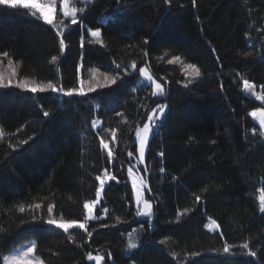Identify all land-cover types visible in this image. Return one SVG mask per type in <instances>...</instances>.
Returning <instances> with one entry per match:
<instances>
[{"label": "trees", "instance_id": "16d2710c", "mask_svg": "<svg viewBox=\"0 0 264 264\" xmlns=\"http://www.w3.org/2000/svg\"><path fill=\"white\" fill-rule=\"evenodd\" d=\"M72 4L85 9L78 21L100 28L106 46L92 42L79 23H66V47L61 51L53 26L26 10L0 6V66L5 69L0 77L5 83L13 81L0 88V128L5 133L0 138V264L14 247L31 239L46 264H94L87 260L88 252L104 255V264H264V213L258 210L257 192L264 186V137L250 115L264 102L245 93L241 79L254 83L258 94L264 84V0ZM142 49L148 52L146 58ZM174 55L184 64H196L202 76L184 87L192 77L181 64L167 62ZM52 56L58 60L53 62ZM131 60L138 69L149 65L150 72L168 84L166 99L157 100L153 88L138 86L137 74L124 76L122 71V80L86 95L33 94L15 87L24 79L51 81L65 90L78 87L80 79L86 85L89 80L102 82L105 74L116 75L113 61ZM164 102L168 110L159 134L150 141L145 164L152 189L147 195L155 199L157 213L155 223L149 224L134 219L128 168L135 164L136 146L134 158L128 152L137 123L152 106ZM94 120L101 122L96 128ZM109 129L116 132L115 141ZM101 137L112 149L111 159ZM24 140L28 142L21 143ZM104 169L116 179L106 185L96 209L103 219L88 225L89 231L96 229L91 239L82 229L64 233L46 223L49 204H55L52 215L57 219L62 214L65 220H82L83 203L95 198L96 176ZM35 204L42 208L33 212ZM184 209L189 211L177 221ZM32 215L44 219L33 220ZM209 218L219 230L208 229ZM133 229L138 230L133 237L139 246L130 251L127 233ZM225 242L231 246L229 253L223 252ZM244 242L256 257L240 247Z\"/></svg>", "mask_w": 264, "mask_h": 264}, {"label": "snow or ice", "instance_id": "6c2138e0", "mask_svg": "<svg viewBox=\"0 0 264 264\" xmlns=\"http://www.w3.org/2000/svg\"><path fill=\"white\" fill-rule=\"evenodd\" d=\"M83 4L90 5L94 2V0H82ZM166 3L171 4L172 0H165ZM196 0H193V5H195ZM0 6H4L9 9H22L26 10L28 14L36 19H42L44 22H46L49 25H53L57 29V34L60 36V49L61 51L66 47L65 41H64V31L62 29L67 28L68 25L64 24L63 19L59 21L58 24L54 23V14L57 7L56 0H0ZM85 12L84 8H78L76 6L70 5V0H63V9H62V16L64 19L70 20V23L73 25H76L79 23V26L82 31H87L90 33L91 38H94L92 42L98 43L102 46H106L104 39L102 38V33L100 28L92 29L89 28L86 24L83 23V19H80L78 21V16H83ZM101 22L103 23L104 20L102 18ZM81 46H83L84 42V36L81 35ZM144 44L148 43V40L145 39L143 41ZM132 47V46H129ZM215 49H213V52ZM142 58H146L148 56V52L146 49H142ZM4 57H8L9 53L4 52L2 54ZM167 55V53H165ZM163 57H161L162 59ZM217 59H219L217 57ZM51 60L53 62L58 60L57 56H52ZM169 64H176L179 63L183 67L185 73L187 76L192 77L191 80H188L185 82L184 87H188L189 83L194 82L196 78H199L202 76L201 69L194 63H188L184 64V61L179 55H174L170 60L167 61ZM12 61L9 60V65L11 66ZM115 64V71L116 75H104L103 81H96L95 83L92 82V80H89L87 82V85L85 84V81L83 79L79 80V86L69 88L67 90L64 89L62 85L58 86L57 84L48 81L47 83H38L36 80H32L29 82L27 79L24 80H17L15 83V87L29 91L33 94L35 93H44L51 91L53 93H62L65 96H72L73 94H79V95H86L87 93L96 91L97 88L101 87H108L110 85H114L117 83V80L123 79V76L120 75L121 71L123 72L124 76L131 75L133 73L137 74L138 77L141 79L138 80V86L143 87H149L153 88V91L151 92L152 96H164L165 90L164 86L153 76V74L150 72L149 67L147 64H145L143 67L137 68V62L136 60H131L128 63L121 64L116 63L115 61L112 62ZM80 67H83L81 64ZM190 70V71H188ZM13 75H15V72H13ZM242 83H243V91L250 96H254L257 100L264 102V84H261L259 86L260 92L257 93V86L254 83H251L248 79H244L241 77ZM13 85L12 79H8L5 83L3 77H0V88H7L9 86ZM221 88H223V84H221ZM168 107L166 104H156L155 108H152L148 111V114L143 117L146 122L143 123L141 126L139 123H137L135 129H134V135H135V141L138 142V155L135 156V163L136 166L143 165L145 172L148 171V166L144 164L145 159V152L148 148L149 144V138L151 136H155L159 134V124L158 121L161 116L164 115V110ZM159 113V114H158ZM43 115L47 117L49 115L48 111H44ZM118 115H122L121 113H118ZM250 115L253 118H257L259 121V126L264 129V106L258 107L256 110L252 111ZM127 123V121H124ZM99 121H92V125L95 127L99 124ZM110 132V138L115 141L116 140V132L114 130L109 129ZM252 132L255 133L256 129H252ZM5 135L3 128H0V138H3ZM99 135V134H97ZM260 135L264 137V131L260 132ZM27 140L21 141V143H27ZM213 143H215L213 141ZM100 144L102 145V148L107 150V156L109 159L112 158L113 153L112 149L109 147V143H107L103 137L100 139ZM133 152H128L129 157H133ZM159 155L162 157L164 155L163 152H160ZM137 170L139 168L137 167ZM160 172H164V168L159 169ZM128 173L132 174V167L128 168ZM116 177L114 175H111L108 171V169H104L102 175H97L96 180L99 181V186L95 192V198L91 200H87L83 203V209L85 210L84 215L81 219H67L65 220L63 218V215L61 214L60 219L55 218L52 214L55 209V204H49L47 206L46 212H47V218L46 223L48 225H53L57 229H62L64 233H69L70 229L77 228L82 229L89 239H91L93 235V231H96V229H93V231H89L88 229V223L90 221H99L103 219L102 216L95 215V209L97 205L101 203L102 199V193L105 189L106 181L109 180H115ZM139 179V183H137V180ZM175 179V177H173ZM262 184H264V180L261 181ZM132 185L136 190L135 194V218L137 217H143L145 218L144 222L151 224V218L154 217L155 213L153 211V204L156 202L154 199H147L144 197V191L151 192L152 189L148 186L147 179L143 177H136L133 176ZM203 191H207V188L203 189ZM258 192V201H259V212L264 213V186L259 187L257 189ZM195 197V200L197 202L201 201V196L193 194ZM32 211L35 212L37 209H41V204H35L32 205ZM19 212L24 213L25 208L23 206L19 207ZM109 209L104 207L102 208V212L107 215ZM189 209H184L183 212H178L177 214V221L179 220L180 216L185 215ZM33 220L35 219H44V217H37L36 215H32L31 217ZM119 220V217L116 218ZM211 219V218H209ZM214 226V227H213ZM100 227L107 228L109 227L108 224H101ZM112 227H115V225H112ZM212 231H215L220 228V225L216 222V220L211 219V225H208ZM140 230H143V223H141ZM0 231H3L2 228H0ZM138 232V230L133 229L132 232L127 233V250H135L138 248V241L134 239L133 233ZM221 236L223 233H220ZM68 239L75 242L74 237L69 234ZM161 244H166L167 240H161ZM82 246V245H81ZM243 249L248 250V255L251 257H256L257 253L256 251H253L249 248V242H244L242 245H240ZM231 246L225 242L223 247L224 253L230 252ZM37 245L36 243L32 242L29 243L26 249H22L18 254L12 256L10 259L7 257H3L5 264H45L43 259H39L35 256H33V253L36 252ZM110 255V253L108 254ZM173 255H176L175 253ZM87 260L89 261H96L97 264H100L101 261L104 260V255H93L92 252L86 253Z\"/></svg>", "mask_w": 264, "mask_h": 264}, {"label": "rangeland", "instance_id": "374dc122", "mask_svg": "<svg viewBox=\"0 0 264 264\" xmlns=\"http://www.w3.org/2000/svg\"><path fill=\"white\" fill-rule=\"evenodd\" d=\"M73 1H76V0H70V5H72L73 6V4H72V2ZM77 1H79V2H82V0H77ZM56 4H57V7H56V10H55V14H54V23L55 24H58L59 23V21L60 20H62L63 19V22H64V24H66V23H70V20H68V19H64L63 18V16H62V9H63V0H56ZM58 8H59V10H58ZM58 12H60V13H58ZM51 26H53V25H51ZM55 28V27H54ZM56 29V28H55ZM68 29V27L67 28H64V29H62L64 32L66 31ZM57 30V29H56ZM7 71V70H6ZM3 73H5V69L3 70L2 69V67L0 66V75L1 76H3ZM154 76V75H153ZM155 77V76H154ZM156 78V77H155ZM157 79V78H156ZM163 86H164V90H165V95H166V88H165V85L164 84H166V83H164V82H162V81H160L159 79H157ZM164 95V96H165ZM164 96H155L156 98H157V100H160V101H162V99H164ZM162 104H166V105H168V103L167 102H164V103H162ZM156 107V106H155ZM154 107V108H155ZM167 110H168V107L164 110V115L163 116H161L160 117V119H159V121H158V124L160 125V123L164 120V118H165V116H166V112H167ZM159 114V113H158ZM254 120H255V122L259 125V121H258V119L257 118H254ZM97 121H99V120H97ZM100 122V121H99ZM101 123V122H100ZM100 123L98 124V125H100ZM97 125V126H98ZM97 126H95V128L97 127ZM263 131H264V129H262ZM152 137L153 136H151L150 138H149V144H148V148L146 149V152H145V159H144V164H146V156H147V153H148V150H149V145H150V141H151V139H152ZM135 141V140H134ZM133 143H135V142H133ZM137 149H138V142H136V155H138V152H137ZM139 166H141V167H144L143 165H139ZM139 166H136V163L133 165V167H132V174H129L128 173V180H129V182H130V184L132 185V180H133V176H136V177H143L142 175H141V173H139V172H137L135 169H137V167L139 168ZM111 180H109V181H106V184H105V187H106V185L110 182ZM137 183H139V179L137 180ZM132 187H133V185H132ZM105 190V189H104ZM133 191H134V200H135V194H136V190H135V188L133 187ZM103 194H104V192L102 193V199H103ZM144 197L145 198H147V199H151V198H149L148 197V195H147V191H144ZM101 199V200H102ZM100 205V204H99ZM99 205H97V207H96V209L99 207ZM96 209H95V215H96ZM154 209H155V203L153 204V211H154ZM138 218V220H141V221H144L145 220V218H143V217H137ZM151 219H153V217L151 218ZM91 222V221H90ZM89 222V223H90ZM89 223H88V225H89ZM151 224H152V222H151ZM208 225H211V219H209V221H208ZM51 226H53V225H51ZM53 227H55V226H53ZM214 227V226H213ZM73 229H76V228H73ZM208 229L209 230H211L210 229V227H208ZM71 230V229H70ZM217 230H219V229H217ZM217 230H215V231H217ZM212 231V230H211ZM214 232V231H213ZM134 239H136V237L134 236ZM32 242H34V243H36V245H37V241L35 240V239H31V240H28V241H26V242H23V243H21V244H19V245H17L16 247H14L8 254H6L5 255V257H7V258H11L12 256H14V255H16V254H18L22 249H26V247L28 246V244L29 243H32ZM138 246H139V244H138ZM130 251H133V250H130ZM93 254V253H92ZM93 255H98V254H93ZM100 255V254H99ZM33 256H35V257H37V258H39V259H41L38 255H37V249H36V252L35 253H33ZM104 261H105V259L103 260V261H101L100 262V264H104ZM90 262H92V263H94V264H97V262L96 261H90ZM3 264H5V261L3 260ZM46 264V263H45Z\"/></svg>", "mask_w": 264, "mask_h": 264}, {"label": "water", "instance_id": "95a60500", "mask_svg": "<svg viewBox=\"0 0 264 264\" xmlns=\"http://www.w3.org/2000/svg\"><path fill=\"white\" fill-rule=\"evenodd\" d=\"M147 66L149 67V65H147ZM160 81H161V80H160ZM162 82L166 83L165 81H162ZM166 85L168 86L167 83H166ZM167 97H168V93L164 96V99H166ZM153 107H154V106H152L150 109H152ZM147 114H148V113H147ZM147 114H146V115H147ZM145 122H146V121L143 119V121L141 122L140 125L142 126L143 123H145ZM135 146H136V142L132 144L131 149H130L131 152H132V150H133V147H135ZM133 158H134V156H133ZM134 161H135V158H134ZM139 170H140L142 176H143L145 179H147V175H146L145 171L142 169L141 166H139ZM152 199H154V198L152 197ZM154 200H155V199H154ZM155 204H156V202H155ZM156 218H157V213H155L153 219H151V222H152V223H155Z\"/></svg>", "mask_w": 264, "mask_h": 264}]
</instances>
